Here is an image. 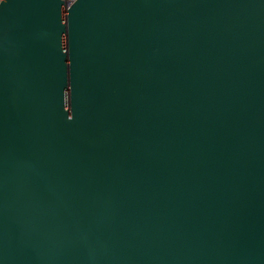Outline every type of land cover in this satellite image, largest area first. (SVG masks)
I'll use <instances>...</instances> for the list:
<instances>
[{
    "label": "water",
    "instance_id": "water-1",
    "mask_svg": "<svg viewBox=\"0 0 264 264\" xmlns=\"http://www.w3.org/2000/svg\"><path fill=\"white\" fill-rule=\"evenodd\" d=\"M0 264H264V0H0Z\"/></svg>",
    "mask_w": 264,
    "mask_h": 264
},
{
    "label": "built area",
    "instance_id": "built-area-1",
    "mask_svg": "<svg viewBox=\"0 0 264 264\" xmlns=\"http://www.w3.org/2000/svg\"><path fill=\"white\" fill-rule=\"evenodd\" d=\"M66 1V3H67V5L70 3V2H72L73 0H65Z\"/></svg>",
    "mask_w": 264,
    "mask_h": 264
}]
</instances>
